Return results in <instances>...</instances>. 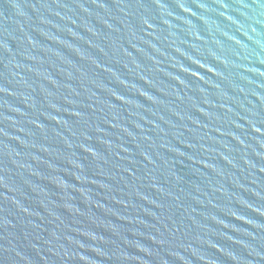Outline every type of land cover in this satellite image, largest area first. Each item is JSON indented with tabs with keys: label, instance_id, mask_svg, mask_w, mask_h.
Wrapping results in <instances>:
<instances>
[{
	"label": "water",
	"instance_id": "obj_1",
	"mask_svg": "<svg viewBox=\"0 0 264 264\" xmlns=\"http://www.w3.org/2000/svg\"><path fill=\"white\" fill-rule=\"evenodd\" d=\"M0 264H264V0H0Z\"/></svg>",
	"mask_w": 264,
	"mask_h": 264
}]
</instances>
